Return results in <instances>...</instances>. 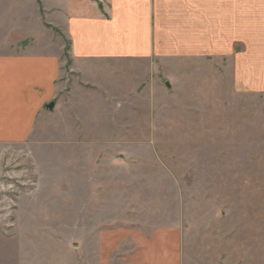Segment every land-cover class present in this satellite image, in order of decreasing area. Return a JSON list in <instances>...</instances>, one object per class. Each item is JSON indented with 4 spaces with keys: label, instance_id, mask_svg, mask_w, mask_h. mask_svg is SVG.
<instances>
[{
    "label": "rangeland",
    "instance_id": "1",
    "mask_svg": "<svg viewBox=\"0 0 264 264\" xmlns=\"http://www.w3.org/2000/svg\"><path fill=\"white\" fill-rule=\"evenodd\" d=\"M68 48L62 74L76 106L38 118L23 143H0V264H100V230L170 225L195 264H264L255 79L165 61L75 70Z\"/></svg>",
    "mask_w": 264,
    "mask_h": 264
},
{
    "label": "crops",
    "instance_id": "2",
    "mask_svg": "<svg viewBox=\"0 0 264 264\" xmlns=\"http://www.w3.org/2000/svg\"><path fill=\"white\" fill-rule=\"evenodd\" d=\"M1 36V144L23 143L38 118L76 106L62 74L66 42L75 70L127 61L213 64L264 90V0H0ZM96 250L100 264H111L115 253L119 264L196 262L176 225L148 234L100 230Z\"/></svg>",
    "mask_w": 264,
    "mask_h": 264
},
{
    "label": "water",
    "instance_id": "3",
    "mask_svg": "<svg viewBox=\"0 0 264 264\" xmlns=\"http://www.w3.org/2000/svg\"><path fill=\"white\" fill-rule=\"evenodd\" d=\"M166 85L168 86L167 83H166ZM52 106H53V103H52V102L48 104V107H49V108H52Z\"/></svg>",
    "mask_w": 264,
    "mask_h": 264
}]
</instances>
